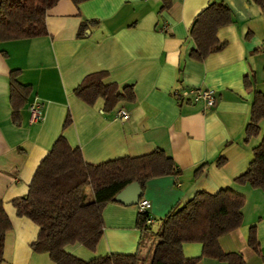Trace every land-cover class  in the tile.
I'll return each mask as SVG.
<instances>
[{"label": "crops", "instance_id": "0c3cea01", "mask_svg": "<svg viewBox=\"0 0 264 264\" xmlns=\"http://www.w3.org/2000/svg\"><path fill=\"white\" fill-rule=\"evenodd\" d=\"M208 1L170 0L162 8L164 0H58L47 12L46 35L0 42V197L12 223L2 264H55L47 253L33 250L39 226L18 215L13 200L28 192L41 159L61 133L88 163L156 148L171 155L180 175L150 178L143 188L142 198L149 199L148 211L156 221L197 191L215 193L229 186L244 194L242 224L222 235L219 243L224 251L241 253L245 264H264V191L234 180L247 168L264 132L263 118L260 134L244 140L253 91L264 92V6L254 0H224L233 21L220 27L217 36L226 45L199 61L189 56L195 47L189 29ZM84 20L98 24H89L78 36ZM13 69L20 70L21 83L32 85L18 121L10 102ZM100 70L107 72L103 81L117 82L120 91L130 86L133 99L103 110L102 97L93 104L79 98L74 88L86 74ZM190 86L212 89L216 104L204 109L201 103H180L173 91ZM36 99L44 119L32 123L28 106ZM120 107L129 112L127 119L117 116ZM68 113L71 123L63 128ZM221 155L223 163L217 164ZM139 211L138 203H106L96 248L75 243L66 250L85 260L135 252ZM252 226L261 254L248 244ZM183 252L199 256L202 243L184 242ZM194 264L227 262L202 256Z\"/></svg>", "mask_w": 264, "mask_h": 264}, {"label": "trees", "instance_id": "16d2710c", "mask_svg": "<svg viewBox=\"0 0 264 264\" xmlns=\"http://www.w3.org/2000/svg\"><path fill=\"white\" fill-rule=\"evenodd\" d=\"M73 1L78 3L82 0ZM254 1L264 6V0ZM57 2L0 0V42L46 35L47 12ZM169 5L170 0H164L162 8ZM232 21V10L224 0H209L190 25L189 35L195 47L189 56L201 61L208 54L221 50L226 41L218 38L217 31ZM89 24H98V21H82L77 35L85 34ZM19 72V69H13L9 76L10 102L15 121L19 120V110L32 92L31 84L18 80ZM106 74L103 70L86 74L74 88V93L89 104L102 97L103 110H111L121 101L133 99L130 86L120 91L117 82L103 81ZM263 118L264 92L254 89L250 118L245 127V141L260 134V120ZM70 123L68 113L63 128ZM224 158L221 155L217 164L223 163ZM202 168L203 164L196 168L195 173ZM180 173L173 157L162 148L142 155L88 163L81 149L72 147L61 133L41 159L28 192L15 198L13 204L18 215L29 217L39 226L38 235L31 243L33 250L47 253L55 264H194L202 256H212L227 264H245L241 253L224 251L219 243L222 235L236 229L243 221L242 207L246 196L229 186L215 193L197 191L191 199L160 217L156 224L147 222L151 216L149 211L140 210L136 221L140 239L133 253L110 252L85 260L66 250L67 245L75 243H81L90 250L96 248L105 226L104 206L108 202H119L115 196L127 184L138 181L143 189L150 178L166 174L179 176ZM234 180L264 191V132L260 142L252 149L247 168ZM11 227V220L0 197V264L5 259L6 234ZM184 242H201V255L186 257ZM248 244L261 254L254 226L250 228Z\"/></svg>", "mask_w": 264, "mask_h": 264}, {"label": "built area", "instance_id": "2783aa9c", "mask_svg": "<svg viewBox=\"0 0 264 264\" xmlns=\"http://www.w3.org/2000/svg\"><path fill=\"white\" fill-rule=\"evenodd\" d=\"M173 94L176 96L178 101L201 103L204 109L212 108L217 102V96L215 92L208 87L190 86L177 88L173 91ZM28 110L30 122L35 123L44 119L42 103L39 100L36 99L30 102ZM116 114L122 119H127L129 117V112L123 107L118 108ZM150 205L151 203L147 198H140L138 202V206L141 211H148ZM147 222L152 224L157 223V221L152 216H149Z\"/></svg>", "mask_w": 264, "mask_h": 264}, {"label": "water", "instance_id": "95a60500", "mask_svg": "<svg viewBox=\"0 0 264 264\" xmlns=\"http://www.w3.org/2000/svg\"><path fill=\"white\" fill-rule=\"evenodd\" d=\"M143 189L138 181L127 184L120 190L115 199L126 204H137L142 197Z\"/></svg>", "mask_w": 264, "mask_h": 264}, {"label": "rangeland", "instance_id": "374dc122", "mask_svg": "<svg viewBox=\"0 0 264 264\" xmlns=\"http://www.w3.org/2000/svg\"><path fill=\"white\" fill-rule=\"evenodd\" d=\"M264 125V122H263V124H262V126Z\"/></svg>", "mask_w": 264, "mask_h": 264}]
</instances>
